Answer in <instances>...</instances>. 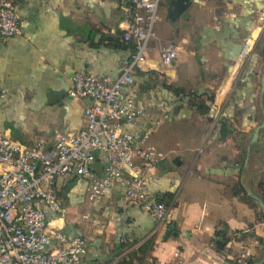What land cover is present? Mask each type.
Masks as SVG:
<instances>
[{"label": "crops", "instance_id": "1", "mask_svg": "<svg viewBox=\"0 0 264 264\" xmlns=\"http://www.w3.org/2000/svg\"><path fill=\"white\" fill-rule=\"evenodd\" d=\"M130 0H13L18 32L0 41V133L52 146L85 125L88 99L68 95L75 71L112 83L133 53L122 40ZM178 1L183 11L174 15ZM264 0H162L150 52L124 93L140 113L123 130L149 133L164 154L144 169L149 192L165 202L160 224L114 185L86 201L88 180L55 182L60 211L45 205L48 228L82 237L93 264H238L249 250L264 264ZM253 45L240 57L244 42ZM171 43L176 57L159 62ZM259 127L255 141L253 131ZM99 153L93 171L101 176ZM124 174L129 172L124 170ZM243 191L253 202L243 198ZM84 215H87L85 218Z\"/></svg>", "mask_w": 264, "mask_h": 264}, {"label": "built area", "instance_id": "2", "mask_svg": "<svg viewBox=\"0 0 264 264\" xmlns=\"http://www.w3.org/2000/svg\"><path fill=\"white\" fill-rule=\"evenodd\" d=\"M162 0H130L124 5L127 26L122 40L133 45V53L120 75L106 83L85 70L71 78L68 95L88 99L83 110L85 125L77 133H60L48 147L43 139L26 144L9 132L0 133V264H93L85 259L87 247L82 237L68 239L58 230L48 228L40 205L60 211L54 187L58 178H86V201L100 199L114 185L125 186V197L160 224L167 220L170 208L157 200L148 189L144 169L156 167L164 154L148 143L149 133L135 136L123 130L140 113L134 99L124 88L134 81L133 71L145 62ZM258 28L264 30V6L258 13ZM19 30L13 0H0V41ZM247 39L240 57L252 48ZM159 62L170 65L176 57L171 43L159 49ZM99 153L103 173L98 176L93 165ZM124 170L129 172L124 174ZM86 218L87 215H84ZM252 255L243 250L238 264H249ZM165 264H181L178 255Z\"/></svg>", "mask_w": 264, "mask_h": 264}, {"label": "water", "instance_id": "3", "mask_svg": "<svg viewBox=\"0 0 264 264\" xmlns=\"http://www.w3.org/2000/svg\"><path fill=\"white\" fill-rule=\"evenodd\" d=\"M184 8V4L180 1H178V3L176 4V7H175V11L173 12L174 15H178L180 14L181 11H183L182 9ZM261 89L262 91H264V73L262 75V78H261ZM258 131H259V127H256L253 131V136H252V141H255L256 138H257V135H258ZM255 200L258 202V204L260 205V207L264 210V204L259 201L256 197H254ZM256 264V263H254Z\"/></svg>", "mask_w": 264, "mask_h": 264}, {"label": "trees", "instance_id": "4", "mask_svg": "<svg viewBox=\"0 0 264 264\" xmlns=\"http://www.w3.org/2000/svg\"><path fill=\"white\" fill-rule=\"evenodd\" d=\"M243 198L245 199V200H248V201H250V202H253L252 201V199L250 198V197H248L247 196V194H246V192L245 191H243ZM255 205L257 204L258 205V202L255 200V203H254ZM254 263H258V260L256 259H251L250 261H249V264H254Z\"/></svg>", "mask_w": 264, "mask_h": 264}]
</instances>
